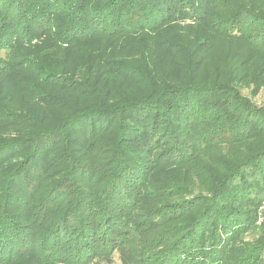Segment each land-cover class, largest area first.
I'll list each match as a JSON object with an SVG mask.
<instances>
[{"label": "trees", "instance_id": "trees-1", "mask_svg": "<svg viewBox=\"0 0 264 264\" xmlns=\"http://www.w3.org/2000/svg\"><path fill=\"white\" fill-rule=\"evenodd\" d=\"M0 52V262L264 264V0H0Z\"/></svg>", "mask_w": 264, "mask_h": 264}, {"label": "rangeland", "instance_id": "rangeland-1", "mask_svg": "<svg viewBox=\"0 0 264 264\" xmlns=\"http://www.w3.org/2000/svg\"><path fill=\"white\" fill-rule=\"evenodd\" d=\"M177 25H182L184 23H187L186 21H177ZM176 24V23H175ZM173 25V24H171ZM178 29V28H177ZM226 50V46L223 47V51ZM221 52L220 48L218 47L217 49V53ZM0 55H2V53L0 52ZM96 57V56H100L99 53L98 54H92L91 58ZM115 57H122L123 58V50H121L118 53H115ZM69 61L72 64L70 67L73 66H77L78 64H80V68H79V72L78 73H85L83 71L84 67V63H85V59L83 58L82 53L78 52L75 53V55H73L72 57L69 56ZM2 78V82L3 84L0 85V99L2 101V105L5 107L7 106L8 109L10 111H22L23 110H28V106H23L25 105L24 100H25V96H23L21 90L9 79V77L0 76ZM127 88L129 90H134V86L132 85H128ZM251 89H252V85L251 86H244L241 88V92L244 95H247L251 98L252 102L258 106L264 105V87H261L258 92L254 95H251ZM33 103V100H31V103ZM49 111V110H48ZM27 130L18 126H12L9 124H4V123H0V140H7V139H16V138H21L24 135L27 134L26 132ZM188 164L186 165H182V166H178L177 168H172L171 171L175 174L173 175V177H171L169 179L170 182H176V183H182L183 181H185V179H188V182H192L193 184V179H190V175L188 173ZM173 178V179H172ZM190 179V181H189ZM190 185V184H189ZM201 188V186L198 184L197 181L194 182L193 187L192 185L189 186V190L186 194L181 195L179 197H184L185 198H190L193 197L196 194H203L204 192L199 191V189ZM204 195V194H203ZM179 197H177L176 199H179ZM171 201V199H170ZM150 202V200H145L144 202H140L138 204V209H144L146 210L147 208L150 207V205H148L147 203ZM147 204V206H145ZM262 208H264V202L261 204V206L259 207V211H262ZM262 220V216L259 213L258 214V219H257V224H259ZM256 233L252 232V233H246L244 235V240L245 241H252L255 237H256ZM129 245V244H128ZM134 255H136V253H132L129 250H125V248H115L113 250V252L110 255V259L106 260V259H102V258H96L95 260H93L92 262L88 263V264H130L132 263L133 259H134ZM30 257L27 256H23L22 258H18V259H12V260H8V261H2L0 262V264H37L36 261Z\"/></svg>", "mask_w": 264, "mask_h": 264}]
</instances>
